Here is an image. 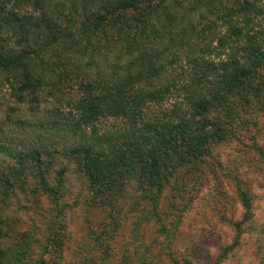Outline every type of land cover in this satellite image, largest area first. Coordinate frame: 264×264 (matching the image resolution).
I'll list each match as a JSON object with an SVG mask.
<instances>
[{"label":"rangeland","instance_id":"374dc122","mask_svg":"<svg viewBox=\"0 0 264 264\" xmlns=\"http://www.w3.org/2000/svg\"><path fill=\"white\" fill-rule=\"evenodd\" d=\"M183 1L186 11L194 6V0ZM6 3L25 22L23 16H46L66 34L73 32L72 39L39 56L38 72L44 71L47 54L56 62L57 53L74 59L73 64L65 57L66 66L46 64L47 80L36 94L20 91L19 73H12L10 81L0 76V175L12 170L16 152L28 154L33 147L42 151L40 163L26 156L24 185L16 184L9 194L0 190L4 231L0 241L10 247L7 263L18 264L21 255L16 249L25 245L29 248L25 260L30 264H174L175 260L180 264H264V90L257 88L260 81L251 78L246 88H238L212 109L229 134L212 143L198 163L174 152L166 160L162 188L130 169L121 183L99 195L88 187L80 157L74 153L87 140L79 129L78 102L86 96V81L115 79L133 67V58L122 45L98 36L87 40L79 32L81 20L102 10L106 0ZM199 12L189 10V17L198 25L202 22L201 26L215 17L206 15L201 20ZM165 19L164 11L150 8L148 31ZM19 28L18 24L6 26L1 44L27 46V33ZM226 30L219 26L212 32ZM165 40L171 48L164 57L171 60L181 50V40ZM208 43L209 36L204 45ZM159 44V38L154 43L148 40L147 48ZM218 51L208 59L225 57ZM188 62L173 60L164 81H186ZM175 101L177 96L170 95L163 105L152 104L147 114L171 108ZM122 126L124 120L114 117L98 123L101 133H116ZM6 148L12 153L6 154ZM241 193L251 200L247 219Z\"/></svg>","mask_w":264,"mask_h":264},{"label":"trees","instance_id":"16d2710c","mask_svg":"<svg viewBox=\"0 0 264 264\" xmlns=\"http://www.w3.org/2000/svg\"><path fill=\"white\" fill-rule=\"evenodd\" d=\"M6 1L0 3V76H7L10 81L12 73H19L20 91L36 94L47 80L46 64L52 68L66 66L62 61L65 57L74 64L67 54L57 53V62L47 54L44 71H37L39 56L57 43L72 39L73 32L66 34L64 28L46 16H23L25 22L7 8ZM234 1L227 4L224 0H194V6L186 11L183 0H106L102 10L92 11L81 20L79 32L83 38L112 39L133 58V67L124 69L115 79L86 81V96L78 102L79 129L87 140L74 153L80 157L92 191L100 195L112 190L130 169H137L151 185L162 188L166 160L172 153L187 155L196 164L209 153L212 143L227 138L229 130L211 112L214 107L238 88H246L251 78L260 81L259 91L264 90V0ZM150 8L161 9L166 15L165 22L154 26L152 32L147 29ZM189 10H199L197 17L201 20L206 15L215 17L207 18L201 26L202 22L198 25L189 17ZM12 24L25 30L27 46L1 44L4 28ZM219 26H226V32L213 33ZM208 36L209 43L204 45ZM158 38L161 44L149 50L148 40L154 43ZM165 39L172 43L181 40V50L171 60L164 57L171 48ZM215 41L217 44L213 45ZM78 43L72 41L73 45ZM217 50L219 55L224 52L225 57L208 59ZM184 59L190 64L188 79L164 81L173 60ZM170 95L177 96L171 108L147 114L152 104L163 105ZM109 117L124 120V126L116 133H101L98 123ZM6 149V154L12 153ZM26 156L40 163L42 151L33 147L28 154H14V167L0 175V190L6 194L13 192L16 184L24 185ZM241 194L247 219L251 200L246 193ZM2 220L0 217V237L4 233ZM24 235L28 237L27 232ZM9 249L0 241V264H8ZM28 250L25 245L16 249L21 255L18 264H30L25 260ZM174 264L180 262L175 260Z\"/></svg>","mask_w":264,"mask_h":264}]
</instances>
